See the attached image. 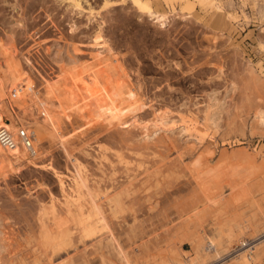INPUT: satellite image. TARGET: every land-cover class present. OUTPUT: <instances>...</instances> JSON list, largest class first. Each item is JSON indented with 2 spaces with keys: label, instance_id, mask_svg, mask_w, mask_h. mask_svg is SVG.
Listing matches in <instances>:
<instances>
[{
  "label": "rangeland",
  "instance_id": "obj_1",
  "mask_svg": "<svg viewBox=\"0 0 264 264\" xmlns=\"http://www.w3.org/2000/svg\"><path fill=\"white\" fill-rule=\"evenodd\" d=\"M88 3L0 0V111L38 150L0 152V264H264V0Z\"/></svg>",
  "mask_w": 264,
  "mask_h": 264
},
{
  "label": "bare ground",
  "instance_id": "obj_2",
  "mask_svg": "<svg viewBox=\"0 0 264 264\" xmlns=\"http://www.w3.org/2000/svg\"><path fill=\"white\" fill-rule=\"evenodd\" d=\"M61 2H66L67 4V7H70L72 10H75V11H78L77 13L79 14H82V12H84L85 10L87 12H91L92 10V7L91 5H88L85 7V4H89L88 3V0H60ZM104 4H107L110 2V0H103ZM17 5V2L15 3ZM27 6L29 7H34L33 4H27ZM142 7H144V9H147L148 11V15L150 18L152 19H157V21L159 20V18L161 17L160 14H157V13H154L152 12L151 10H149V8L146 6V5H143ZM91 20V19H89ZM21 22V21H20ZM14 25H20L21 23H18L16 21H14L13 23ZM13 40V39H12ZM104 40L102 38V35H101V29L100 30H97L94 35L92 36V43L94 44V46L97 47V45L103 43ZM96 47L94 48V50H92V55L94 56H97V58L99 60H103V55L97 51ZM66 52H69V51H66ZM6 53V52H5ZM53 54V53H52ZM54 62L55 64L58 66V69L62 75V77H66V74H67V71L65 70L66 68H70L69 70L72 69V67L75 65V62L76 64L78 63L76 58L74 57V55L70 52L68 53L67 57H58V53H54ZM62 55V54H61ZM94 56V57H95ZM68 58V59H66ZM68 60H71L69 62H67ZM66 62V63H65ZM69 66H72V67H69ZM101 66V65H100ZM75 67V66H74ZM80 67V66H79ZM84 67V66H83ZM68 70V69H67ZM85 70V69H84ZM57 73V72H56ZM55 74V73H54ZM69 74V72H68ZM77 74V73H76ZM61 77V76H60ZM63 77V78H64ZM108 77V76H107ZM90 94V93H89ZM215 100V99H214ZM214 100H212L213 102L212 103H215ZM32 101V100H31ZM48 101H46L45 103H40L36 100L32 101V109L34 110V113H36V115L40 116L42 119L43 122L47 123V124H50V126L52 125L54 127V125H60L58 124L59 122L61 123V120H59V117H55L53 114H51L50 110L48 109ZM76 105V104H75ZM92 105V104H91ZM213 105V104H212ZM215 105V104H214ZM93 106V105H92ZM91 106V107H92ZM95 107V106H94ZM101 107V106H99ZM100 109V108H99ZM108 108H106L107 110ZM52 110V109H51ZM105 110V111H106ZM109 110V109H108ZM2 113V112H1ZM53 113V112H52ZM164 120V119H163ZM161 121V120H160ZM163 123V122H162ZM141 124V123H140ZM147 128H145L146 130ZM183 130V129H182ZM158 133V131H156ZM156 132H154L153 134L156 135ZM155 137V136H153ZM145 139L146 140H151V138L149 137V135H145ZM33 145V149H34V154L33 156H30V155H26V154H20V153H16V155H12L10 152H5L3 151L1 148H0V152L4 155H6L7 157L10 158V162L12 161L13 163V166H14V170H17L21 167L20 164H21V157L22 155L26 156V158H28L29 160L30 159H35L38 155V150L36 148V146L34 145V143H32ZM35 164V163H34ZM12 166V167H13ZM20 170V169H19ZM16 171V172H17ZM59 187L61 189V192H63V194H65L67 192V189L65 188L64 186V183L62 181H59ZM64 202L67 203L69 202L66 198H64ZM66 208H69L66 204ZM67 211V210H66ZM70 210L68 209V212ZM263 240H257L256 243H251L249 241L245 242V241H241L239 242V246H236V248L233 250V252L230 254V256L234 257L235 255L239 254V253H244V254H247L248 257H251L252 253L254 252V249L256 248L257 244L259 243H262ZM249 246V247H248ZM5 248L4 246H2L0 244V252L3 251ZM3 253V252H2Z\"/></svg>",
  "mask_w": 264,
  "mask_h": 264
},
{
  "label": "built area",
  "instance_id": "obj_3",
  "mask_svg": "<svg viewBox=\"0 0 264 264\" xmlns=\"http://www.w3.org/2000/svg\"><path fill=\"white\" fill-rule=\"evenodd\" d=\"M26 90L28 92L40 90L38 81L32 79V84L28 85ZM12 100V98L7 100L5 113L0 111V148L12 155L24 153L33 156L34 135L30 127L25 125L27 113L23 114Z\"/></svg>",
  "mask_w": 264,
  "mask_h": 264
}]
</instances>
